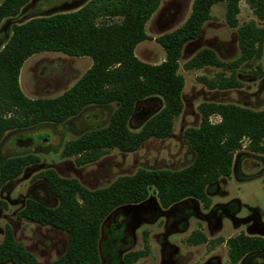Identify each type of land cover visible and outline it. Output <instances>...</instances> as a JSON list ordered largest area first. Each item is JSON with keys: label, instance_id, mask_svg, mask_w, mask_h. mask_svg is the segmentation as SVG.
<instances>
[{"label": "trees", "instance_id": "obj_1", "mask_svg": "<svg viewBox=\"0 0 264 264\" xmlns=\"http://www.w3.org/2000/svg\"><path fill=\"white\" fill-rule=\"evenodd\" d=\"M30 0H2L0 25L18 16ZM162 0H91L76 11L38 16L11 26V34L0 49V141L11 130L26 129L40 123L62 124L92 105L117 104L108 123L68 141L61 157H76L78 165L96 161L105 151L117 149L130 153L148 139H164L172 132L173 121L181 113L184 80L178 74V60L185 44L195 40L211 16V8L225 4V21L237 28L238 59L224 63L214 51L201 49L185 64L186 70L203 67L223 68L233 72L244 62L261 58L264 29L254 22L237 26L241 0H193L184 23L172 32L155 39L165 53L157 65L139 61L136 45L147 39L145 24ZM258 20H264V0H244ZM42 52L62 53L71 57H88L90 68L65 92L55 98L28 99L21 92L18 75L22 64ZM209 89H229L239 84L233 76L218 74L213 80L199 79ZM156 96L161 109L137 132L128 121L137 104ZM200 123L186 130L194 152L192 163L177 171L139 169L121 176L108 186L89 190L75 179L58 176L53 170L38 174L57 205L49 207L29 198L17 213L22 219L50 227L66 234L64 253L52 264H101L98 242L104 219L117 207L135 205L148 197L153 188L163 208L193 198L207 208V186L228 177L233 155L248 140L247 149L264 154V109L252 111L231 104L202 103L198 107ZM216 115L219 122L211 123ZM32 155L14 156L0 164V189L23 170L37 162ZM0 206H4L0 199ZM193 244L203 236L190 238ZM230 264L246 255L264 252V236L239 234L226 241ZM143 255L135 252L123 258L131 264ZM0 264H37L35 257L14 239L6 226L0 243Z\"/></svg>", "mask_w": 264, "mask_h": 264}, {"label": "rangeland", "instance_id": "obj_2", "mask_svg": "<svg viewBox=\"0 0 264 264\" xmlns=\"http://www.w3.org/2000/svg\"><path fill=\"white\" fill-rule=\"evenodd\" d=\"M90 1L30 0L18 16L3 20L0 49L8 40L13 24L33 17L73 12ZM192 2L161 1L145 24L147 39L134 49L139 61L157 65L164 60L165 53L155 39L180 27L190 13ZM238 6V27L254 22L264 29V20H258L244 0ZM210 16L199 36L184 45L178 60L177 72L184 80L183 109L174 119L168 137L148 139L130 153L107 150L96 161L84 165H78L76 157H61L66 142L105 126L117 104L88 106L62 124L40 123L8 131L3 136L0 164L7 158L24 155H32L38 161L0 189V199L4 203L0 206V243L5 227L9 226L14 239L35 257L37 264H52L66 250L65 233L17 216L29 198L49 207L57 205L45 182L37 177L39 173L53 170L62 178L75 179L85 188L95 190L108 186L118 177L133 175L139 169L181 170L194 159L185 132L199 126L200 104H231L252 111L264 109V41L261 58L248 60L233 72L209 66L198 70L184 69V64L205 48L214 51L224 63L240 56L237 28L226 24L225 4L214 5ZM90 66L88 57L37 53L22 64L19 88L28 99L55 98L68 90ZM218 74L233 76L239 86L209 89L199 80H213ZM161 107L162 101L156 96L140 101L128 121V128L137 132ZM219 120L216 115L209 117L211 123ZM261 143L264 145V139ZM247 144L248 140L243 139L241 148L234 153L230 175L207 186L205 191L210 199L207 208L193 198L163 208L154 189L149 188L143 202L114 209L100 227L98 251L101 264H123V258L135 252L143 255L131 264H230L228 239L239 234L264 236V154L249 151ZM197 235L203 236L204 240L193 244L190 238ZM237 264H264V252L250 253Z\"/></svg>", "mask_w": 264, "mask_h": 264}, {"label": "water", "instance_id": "obj_3", "mask_svg": "<svg viewBox=\"0 0 264 264\" xmlns=\"http://www.w3.org/2000/svg\"><path fill=\"white\" fill-rule=\"evenodd\" d=\"M23 142H24V141H23V140H21V143H22V144H23Z\"/></svg>", "mask_w": 264, "mask_h": 264}, {"label": "crops", "instance_id": "obj_4", "mask_svg": "<svg viewBox=\"0 0 264 264\" xmlns=\"http://www.w3.org/2000/svg\"><path fill=\"white\" fill-rule=\"evenodd\" d=\"M3 22V21H2ZM2 22H1V24H2ZM1 27V26H0ZM3 47V46H2Z\"/></svg>", "mask_w": 264, "mask_h": 264}]
</instances>
